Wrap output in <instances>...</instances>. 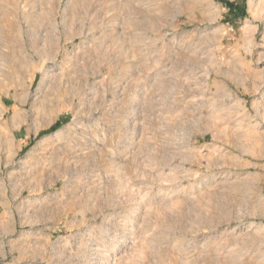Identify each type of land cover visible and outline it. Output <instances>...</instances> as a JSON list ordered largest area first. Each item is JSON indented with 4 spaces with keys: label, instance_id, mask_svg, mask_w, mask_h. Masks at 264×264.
Here are the masks:
<instances>
[{
    "label": "rangeland",
    "instance_id": "374dc122",
    "mask_svg": "<svg viewBox=\"0 0 264 264\" xmlns=\"http://www.w3.org/2000/svg\"><path fill=\"white\" fill-rule=\"evenodd\" d=\"M0 264H264V0H0Z\"/></svg>",
    "mask_w": 264,
    "mask_h": 264
},
{
    "label": "trees",
    "instance_id": "16d2710c",
    "mask_svg": "<svg viewBox=\"0 0 264 264\" xmlns=\"http://www.w3.org/2000/svg\"><path fill=\"white\" fill-rule=\"evenodd\" d=\"M226 5H227L228 7H230L231 4H230V3H226Z\"/></svg>",
    "mask_w": 264,
    "mask_h": 264
}]
</instances>
